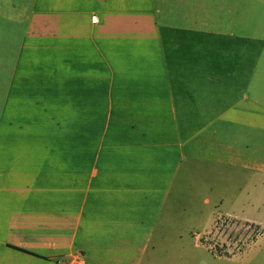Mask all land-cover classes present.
<instances>
[{
    "label": "crops",
    "instance_id": "0c3cea01",
    "mask_svg": "<svg viewBox=\"0 0 264 264\" xmlns=\"http://www.w3.org/2000/svg\"><path fill=\"white\" fill-rule=\"evenodd\" d=\"M0 1L14 15L0 68V264H144L157 228L175 220L165 212L177 187L256 224L259 7Z\"/></svg>",
    "mask_w": 264,
    "mask_h": 264
},
{
    "label": "rangeland",
    "instance_id": "374dc122",
    "mask_svg": "<svg viewBox=\"0 0 264 264\" xmlns=\"http://www.w3.org/2000/svg\"><path fill=\"white\" fill-rule=\"evenodd\" d=\"M15 2L18 10L22 8V4H27V0ZM2 6L3 2L0 1V68L2 57L7 52L5 32L11 27V22L6 19L14 16L11 13H4L1 10ZM253 6L260 8L258 16L264 37V0H247V8ZM247 16L251 18L252 14L248 13ZM239 177L236 176V180ZM246 181L244 183L247 186L242 184L243 188L239 190V194L241 193L239 197L244 202L248 201L252 191ZM233 185L230 190L231 197L233 192L238 191L234 182ZM177 188L174 189L172 200L169 201L165 212L167 216L173 215L175 220L170 223L171 226L167 227L166 232L163 231L164 220L157 228L144 264H264V188L256 190L259 204L255 206L258 210L250 214L260 226L229 216L230 213L237 211L234 210L235 207L239 209L238 206H231V210H228V206L205 205L202 199L191 200L188 189ZM208 213H212L215 219L210 220L207 226L200 225L197 219L190 220ZM251 237L252 241L257 238L253 243H248Z\"/></svg>",
    "mask_w": 264,
    "mask_h": 264
},
{
    "label": "built area",
    "instance_id": "2783aa9c",
    "mask_svg": "<svg viewBox=\"0 0 264 264\" xmlns=\"http://www.w3.org/2000/svg\"><path fill=\"white\" fill-rule=\"evenodd\" d=\"M73 264H84V261L81 259H76L73 261Z\"/></svg>",
    "mask_w": 264,
    "mask_h": 264
}]
</instances>
